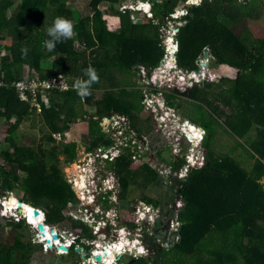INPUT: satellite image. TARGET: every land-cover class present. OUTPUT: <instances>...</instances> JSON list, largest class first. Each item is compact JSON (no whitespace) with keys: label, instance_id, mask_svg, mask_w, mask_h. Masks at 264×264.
Wrapping results in <instances>:
<instances>
[{"label":"trees","instance_id":"16d2710c","mask_svg":"<svg viewBox=\"0 0 264 264\" xmlns=\"http://www.w3.org/2000/svg\"><path fill=\"white\" fill-rule=\"evenodd\" d=\"M159 1L150 0L153 20L146 24H136L131 22L127 13L123 14L115 7L118 0H92L91 12L74 25L76 37L63 40L56 44L54 50L48 51L44 46V42L50 39L47 29L53 25L56 17L71 19V11L65 0H0V41L12 39L7 48L8 53L0 55V81L4 83L0 86V109L4 111L7 123L15 119V124L11 126L16 128L30 111L29 105L19 100L12 86L15 81L23 79L24 69L35 70L41 79L53 78L62 73L72 77L74 83L76 78L87 79L84 69L92 66L97 71L99 81L92 84L90 95L81 97L74 89L67 92L52 90L49 92V106L39 98L42 114L50 131L46 139L56 143L52 134L70 129V124L77 118L75 105L78 102L95 106L97 115L115 111L128 116L132 127L139 134L150 131L151 118L140 117L143 109L140 91L124 87L123 78L139 73V69L130 67L143 65L144 68L153 70L159 66L165 55V47L159 38L160 27L154 21L162 16L172 20L175 10L188 0H161V4ZM256 1L250 0L248 7V4L243 6L237 0H202L200 5L191 6L187 14L182 16L184 23L177 33L179 50L176 58L178 66L183 70H194L199 54L208 47L219 63L228 64L240 71V77L230 90L215 92L213 96L217 101L231 106L232 112L229 114L224 112L218 115V109L211 112L202 105L209 104L208 90H211V85H207L205 89L197 85L185 96L186 101H191L198 107L200 120L194 123H199L197 126L203 127L206 132L203 145L207 152H215L213 144L220 129L238 140L246 139L253 129L257 132L256 138L248 137L245 142H239L247 159H241L242 155L234 157L230 153L210 156L203 168L193 171L192 182H186L180 189L179 194L186 198L187 203L179 215L180 240L172 250L181 256H189L188 258L194 257L214 229L221 233L222 247L230 230L236 232L243 242V232L249 231L248 251L264 253V243L256 240V233L264 240V230L259 226V220L264 217V208L257 209L258 202H264V188L260 183L264 178V38H252L248 32H243L246 28L244 16L247 13L255 14ZM102 2L110 3L109 14L121 19L118 31L108 28L104 13L99 8ZM16 3L19 4L16 6ZM24 29L28 32L25 39L22 37ZM34 30L38 33L33 34ZM75 41L82 45L83 50L75 46ZM39 45L40 48L37 49ZM22 49H27L26 56L22 55ZM52 57L55 60L47 62ZM119 71L121 75L118 74ZM120 81L122 82L116 84ZM116 86L118 88L113 89ZM102 87L106 91L99 98L97 91ZM35 109L31 111L34 112ZM95 123L91 120L90 134L99 135L102 141L109 143L102 132L95 130ZM10 141L15 153L6 152L4 158L10 163L11 171L0 166V178L7 181L9 189H14L10 178L22 171L25 175L23 189L29 201L37 204L45 198H54L58 201L55 212L59 215L68 202L74 200L75 193L56 166L58 148L54 147L49 153L43 150L38 152ZM236 149L231 152L234 153ZM64 154L69 156L68 160H72L76 154V143L66 145ZM48 158L55 161H47ZM122 158L124 156L119 159ZM119 161L117 164L122 174V189L126 190L129 183L144 176L152 184L156 195L144 197L143 200L161 209V214L164 215L171 203L177 200L175 191L169 192V189H173L172 186L166 189L155 168L142 164L139 170H131L128 164L123 166ZM246 161L251 163L247 164ZM169 163L177 170L184 162L171 160ZM169 196L173 199L163 203L162 199ZM82 228L88 233L87 226L82 225ZM151 247L157 248L153 243ZM14 248L21 250L27 260L34 249L30 242L21 241L20 238L16 239ZM163 249L169 251L167 247ZM164 250L160 252L161 256L166 253ZM13 251L0 244V264H22ZM217 251L224 255V251L220 252L218 248L208 253L215 254ZM194 259L196 260L195 257ZM132 264L149 262L141 258ZM204 264H212V260L208 259Z\"/></svg>","mask_w":264,"mask_h":264},{"label":"rangeland","instance_id":"374dc122","mask_svg":"<svg viewBox=\"0 0 264 264\" xmlns=\"http://www.w3.org/2000/svg\"><path fill=\"white\" fill-rule=\"evenodd\" d=\"M237 1L242 3L243 6L248 4V7H250V0ZM91 2L92 0H65L67 8L71 11L70 20L73 26L91 12ZM187 2L189 4H181L175 10L172 20L166 16H162L161 19L154 21V24L160 27L159 38L165 47V55L159 66L151 71L146 68L144 71L139 69V73L126 75L125 78L127 80L123 78L124 87L140 91L141 103L143 105L140 117L143 119L151 118L150 123L152 128L147 133L139 134L130 129L132 125L130 126L131 123H129L127 116L124 114L111 111L106 114L97 115L95 113V106L78 102L75 105L77 118L70 124V129L66 132L52 134V137L56 141L55 143L46 139L50 131L45 123L42 110L39 109L40 105L38 104V106L35 101H29L30 111L16 128H12L11 126L15 124V119L7 123L3 115L4 111L0 109V166L6 167L8 172L11 171L10 163L4 158V153L6 152L10 154L15 153V148L12 146L10 140H13L17 145L24 148H32L33 150H38V152L39 150H43L49 153L54 147H57L58 160L56 161V166L75 193L74 200H70L58 215L55 212V206H57L58 201L54 200V198H45L38 201L37 204L29 201L23 189V177L25 175L22 171H19L10 178L14 189H9L7 181L0 178V200L9 201L10 195H14L19 201L26 202L30 207L34 208L33 206H36L40 210L43 221L47 222L46 217L48 218L49 221L46 226H48L49 230L56 229L58 233L65 236L63 244L60 241L61 245L68 244L72 236L78 237L80 241L82 240V245L89 246V255L91 257L81 256V252L76 251L77 248H80L76 243L75 248L71 252L69 249L62 250L60 246L56 247L58 244L51 247L52 245L49 246V243L44 241L41 236L42 234L40 235L36 228H34V225L28 221L24 219L25 222L22 220L16 221L11 215L10 217H2L4 223H0V244L12 248L14 250L13 253L16 257L20 258L22 264H92L89 261L92 259L94 249H97L102 243H104L102 245H107L108 247L111 245L115 246V242L120 238L122 231H127V234L131 233L134 236L137 235L135 238L140 240L141 247L145 249L146 254L139 256L128 251L130 253L126 252L117 264H132V262H136L141 258L146 259L149 264H192L190 258H188L189 256H181L174 250L166 252L163 249L164 247L168 249V244L172 247V242H167V239H176V236L172 237L169 234L167 237H162L161 239L156 237L159 234L156 220L162 219L163 230H168L167 225L175 218V212L177 211L175 203L182 200L179 191L190 177L183 179L181 176L184 173L189 172L190 174L193 171L191 169L188 170L187 157L194 164L197 163V169L203 168L208 163L210 156L218 157L224 153H230L238 158L242 155L241 159H247L244 149L239 147V142H245L248 137L256 138L257 132L256 129H253L246 139L238 140L220 129L213 144L215 148V152L213 153L207 152L203 145L204 140L199 141L197 146H194L193 143H189L187 140L186 134L183 132V129L186 128V123H194L200 120V113L197 111L198 107L191 101H186L185 97L195 87L194 82H197L195 76L198 72L196 70L199 69L198 74L202 76L197 79L201 80L198 83L199 88L205 89L208 78L212 81L210 83L212 88L208 90L210 93L208 96L209 104L205 103L202 105L205 106L207 111L215 112L218 109L220 111L218 115H222L224 112L229 114L232 112V108L213 98L214 93L230 90L233 83L240 77V71L237 68L219 63L208 47H205L196 59L195 70H183L178 66L176 58L179 50L177 33L179 27L184 23L182 16L187 14L191 6L200 5L202 0H188ZM147 3L152 8L150 0H118L114 5L123 14L127 13L132 23L146 24L148 21L153 20L151 19L152 10L148 14H145L143 11V9H147ZM159 3L161 4V0ZM18 4L16 3V6ZM109 6L110 3L102 2L99 8L104 13V19L107 22L108 28L115 32L121 27V19L109 14ZM254 8L255 14L250 15L247 13L244 16L246 28L243 29V32L245 34L248 32L252 38L261 39L264 38V0H257L254 3ZM37 33V30L33 31V34ZM27 34V30L24 29L23 39L27 37ZM76 35L75 33L71 39L75 38ZM11 43V38L0 41L1 56L8 53L7 48ZM75 46L83 50L82 45L78 41H75ZM38 48H40V45ZM170 50L174 51V53H170ZM89 53L90 50H88L87 54ZM170 59H173V67L166 72L165 67L168 65ZM53 60H55L54 57L50 58L47 62L51 63ZM130 68L135 69L136 67ZM140 68L142 67L140 66ZM118 74L121 75L120 71ZM157 74L161 79V83L154 82L151 84L149 79L154 76V80ZM22 75L24 80H30L39 76L38 72L35 70L28 71L27 68L23 70ZM67 79L72 82V77L68 76ZM169 80L172 82H168ZM109 85H112V83ZM116 88L118 87H113V89ZM105 89V87H102L97 91L99 98L106 91ZM49 100L50 97L47 93L43 98L46 106H49ZM173 104L174 106H172ZM35 106V111H31ZM104 116L110 117V119H102ZM91 120L96 122L94 126L95 130L102 132L105 138L109 140V143L102 141L99 135L93 136L90 134ZM223 122L224 120H222ZM194 124L196 126L199 125V123ZM128 129H130V136L126 132ZM202 130L205 138L206 132L204 129ZM55 136L60 138V140H56ZM130 137H133L135 142L132 143L134 145L127 146L125 143ZM71 143H76V154L72 160H68L69 156L64 154V151L65 146ZM234 148L237 149L232 153L231 150H234ZM116 149L118 151L115 152ZM104 155L107 158L113 159V161L104 159ZM121 156H124V158L119 159ZM202 156L206 158L205 161H202V163L205 162L204 166L200 165ZM194 159H196V162ZM118 160H120L119 163L123 166L124 164H128V168L131 170L138 169L142 164L155 168L166 189H168V186H172L173 189H169V192L172 193L174 190L177 200L175 203H171L164 215L161 214V209L152 204H147L143 200L144 197H155L156 195L152 184L150 181H146L144 176L138 177L136 182L129 183L126 190L122 189L120 179L122 174L119 171ZM171 160L176 162L183 161L184 163L177 170H173L169 163ZM47 161L54 162L55 159L48 158ZM246 163L249 164L251 161H246ZM82 175L84 176V181H87H85V189H81L77 185V181ZM85 193L93 199V205L87 204V201L82 199ZM113 198L114 201H111ZM170 199L173 198L171 196L169 198L164 197L162 202L167 203L171 201ZM109 202L112 204H109ZM153 217L156 218L155 221H153ZM20 218L24 217L20 215ZM166 222H168L167 225ZM74 224L77 226L75 227ZM82 225L87 226L88 233L83 231ZM101 225L103 226V230H96ZM126 228L132 231H128L129 229L124 230ZM97 231L98 234H96ZM173 233L176 232L172 231L171 234ZM101 236L104 237L100 240ZM17 238L32 244L34 249L30 259H25L22 251H17L14 248ZM151 243L155 244L157 248L153 249ZM163 250L166 253L161 256L160 252Z\"/></svg>","mask_w":264,"mask_h":264},{"label":"bare ground","instance_id":"6f19581e","mask_svg":"<svg viewBox=\"0 0 264 264\" xmlns=\"http://www.w3.org/2000/svg\"><path fill=\"white\" fill-rule=\"evenodd\" d=\"M187 4H189V3H187ZM171 50H172V48H171ZM171 50H170V53L172 52V54H173L174 51H171ZM166 62H168V61H166ZM172 65H173V59H170L168 65H166V67H165L166 72H168L169 70L172 69V67H173ZM195 77L197 79H199L202 76H200L197 72V75ZM197 79H196V81H198ZM160 80L161 79H160L159 75L157 74L154 80L152 78L150 79V82L161 83ZM104 119H110V117H105ZM162 121H163V119H162ZM183 132H184V134H186L187 139H189V141L194 144V146H197L199 144V141L203 140V138H204L203 130L201 128L197 127L196 125L192 124L191 122L186 123V128L183 129ZM194 161L196 162V159H194ZM85 181H84V176L82 175L78 179L77 185L81 189H85L86 188ZM80 194H81V192H80ZM82 199L84 201H87V204L93 205V199L91 197H89L87 193L83 194ZM0 207H1L0 208L1 217L5 218V217H10V215H11V217L14 218L16 221L17 220L18 221L23 220V219L28 221L29 223L34 225V228H36V230L38 229V231L40 232V235L42 234L41 236L43 237L44 241L48 242L49 246L52 245L51 247L56 246V244H58V246H56V247L60 246V248L62 250H68V248L73 247L76 243L75 241L77 240V238L75 236H72L70 238L71 240L69 239L68 244L67 243L64 244L65 246L61 245L60 241L62 243L63 240L65 239L64 238L65 236H62L60 233H58V231L56 229L49 230L48 226H46L45 224H43L40 221V217L35 216L33 214L34 208L30 207L26 203H23L20 206L19 200L14 195H10L9 201L0 200ZM9 210H12V211H9ZM20 215L23 216L24 218H20ZM99 229L100 228H97L96 230H99ZM96 233H98V231ZM120 235L121 236L118 239V241L115 242V246L111 245L110 247H108L107 245H102V244H104V243H102L99 246L100 248L97 247V249H94V251L92 253V259L89 262L92 264H117L118 261L121 260L122 256H124L125 253L128 251L132 252L135 255L138 254L139 256L146 254L145 249L143 247H141L142 244H141L140 240L135 238V236L127 234V231H122L120 233ZM103 237L104 236H101L100 240L103 239ZM56 239H58V240H56ZM40 241H41V237H40ZM76 251L81 252V249L77 248Z\"/></svg>","mask_w":264,"mask_h":264},{"label":"crops","instance_id":"0c3cea01","mask_svg":"<svg viewBox=\"0 0 264 264\" xmlns=\"http://www.w3.org/2000/svg\"><path fill=\"white\" fill-rule=\"evenodd\" d=\"M197 85L198 84H194V86H197ZM260 183L264 188V178L260 181ZM186 203H187V200L185 202V207H186ZM263 208H264V202L259 201L257 204V209L260 210ZM259 221H260L259 222L260 228L264 230V217L261 218ZM256 234L258 236L256 240L259 243H264V240H261L260 238L261 235L258 233ZM243 235L245 236L244 242L243 240L239 239L238 234L236 232H234L233 230H230L226 234L225 245L224 247H222L223 240H221V233L219 232L218 229L212 230V232L208 235L207 239H205V241L203 242L202 247H200L199 251L194 255L196 260L194 259L193 256L190 257V259L192 258L190 260L191 263L192 264H204V261L211 259L212 264H223V263L224 264H237V261H238V264H264V253L258 254L255 251L249 252L247 249V247L250 246L249 231L243 232ZM167 236L163 235V237H167ZM173 236L180 237L179 232L173 233L172 237ZM167 240H168L167 242L169 243L172 242V247L168 244L169 251H171L173 247L175 246V243L179 241V240L177 241L176 239H172V238L170 239L168 238ZM254 241H255V237H254ZM217 248L220 252L224 251V255H221L220 253H218V251L214 252L215 254L208 253V251L213 252ZM262 251L264 252V246H263Z\"/></svg>","mask_w":264,"mask_h":264},{"label":"built area","instance_id":"2783aa9c","mask_svg":"<svg viewBox=\"0 0 264 264\" xmlns=\"http://www.w3.org/2000/svg\"><path fill=\"white\" fill-rule=\"evenodd\" d=\"M143 11L145 12V14L151 13V5L149 3H147V9H143ZM141 69L144 71V67H142ZM153 78H154V76H152V79ZM3 85H4V83L0 81V86H3ZM72 85H73V83L68 81L67 76H65L62 73H59L55 77L49 78V79H41L39 76H37L36 78H32L30 80L29 79H27V80H24V79L18 80V81H15L12 84V86L15 88V91H16V94H17L19 100L22 103L28 104L30 100H33V101H35L37 103V105L38 104L40 105L39 109H41V110H42V104L39 101V98L43 102V98L46 96L47 93L49 95L50 91L59 90L60 92H67L68 90L73 89ZM34 108H36V106ZM98 121H101V120H98ZM56 140H60V138L56 137ZM187 140L189 141V139H187ZM189 143H192V142L189 141ZM116 151H118V150H115V152ZM116 157H118V156H116ZM103 158L107 159V160L110 159V161H113V159H111L109 157L107 158L106 155H104ZM187 159L186 160H187V163L189 165V169L188 170H190V169L193 170V171L197 170V168H196L197 163L194 164V162L192 160L190 161L189 160L190 158H188V157H187ZM205 160H206L205 156H202V159L200 161V165L204 166L205 162L202 163V161H205ZM193 171H191L190 174H189V172L184 173L181 177L183 179H187L188 177H191ZM111 201H114V198ZM109 204H112V203L109 202ZM184 207H185V203L183 202V200H179L176 203L177 211L175 212V218L169 222V228H170L171 232L172 231L176 232V233L179 232L180 227H181V222H180V220H178L179 219V214H180L179 210H182ZM140 214H143V213H140ZM152 219H153V221L156 220V218H154V217ZM125 230H128V228H126ZM128 231L131 232L132 230L129 229ZM135 236H137V235H135ZM176 240L177 241L180 240V237L177 236Z\"/></svg>","mask_w":264,"mask_h":264},{"label":"clouds","instance_id":"9594fccd","mask_svg":"<svg viewBox=\"0 0 264 264\" xmlns=\"http://www.w3.org/2000/svg\"><path fill=\"white\" fill-rule=\"evenodd\" d=\"M74 34V26L71 20H68L64 17H56L53 22V25L47 29V35L50 37V39L44 42V46L47 48L48 51H52L55 49L57 43L62 42L63 40L71 39ZM21 51L23 56L27 55V49H22ZM84 75L87 77V79L76 78L72 85L73 89L81 97H86L90 95L92 84L97 83L99 81L97 71L92 66H89L88 68L84 69ZM198 81L194 83L198 84ZM168 82L172 81L169 80ZM99 227L103 230L102 225Z\"/></svg>","mask_w":264,"mask_h":264},{"label":"flooded vegetation","instance_id":"af4514ba","mask_svg":"<svg viewBox=\"0 0 264 264\" xmlns=\"http://www.w3.org/2000/svg\"><path fill=\"white\" fill-rule=\"evenodd\" d=\"M140 66L141 67H144L143 65H136L135 67V69H141L140 68ZM145 69V68H144ZM195 70V69H194ZM151 71V70H150ZM196 71H198L199 72V69L198 70H196ZM151 79V78H150ZM150 79H149V81H150ZM200 81L201 80H199L198 82L200 83ZM206 86L207 85H211L210 83H212V81H210V79L208 78V80H206ZM152 84V83H151ZM198 86H199V84H198ZM205 86V87H206ZM115 112V111H114ZM117 113H119V112H117ZM119 114H121V113H119ZM106 116H104V117H102V119H104ZM101 119V120H102ZM127 119H128V121H129V123H130V120H129V118H128V116H127ZM130 126H131V124H130ZM130 129H132L135 133H137L136 132V130L131 126L130 127ZM130 129H128L126 132H127V135L129 134V136H130ZM107 135V134H106ZM104 139H105V136H104ZM135 142V139L133 138V137H130L127 141H126V145L127 146H132V145H134V144H132V143H134ZM167 223L168 222H166V225H167ZM168 227H169V223H168V225H167ZM100 230V229H99ZM37 231H38V229H37ZM38 233H40L39 231H38ZM96 234H98V233H96ZM131 235V234H130ZM132 236H134V235H132ZM136 237V236H135ZM77 238V240H76V244L77 245H79L80 246V248L79 249H81V256H83V257H87V258H89L90 257V255H89V246H87V245H82V240L80 241V240H78V237H76ZM76 244L73 246V247H71V248H68L69 250H70V252L71 251H73V249L75 248V246H76ZM92 251V250H91ZM128 253H130V252H128ZM133 254V253H132ZM135 255V254H134Z\"/></svg>","mask_w":264,"mask_h":264},{"label":"water","instance_id":"95a60500","mask_svg":"<svg viewBox=\"0 0 264 264\" xmlns=\"http://www.w3.org/2000/svg\"><path fill=\"white\" fill-rule=\"evenodd\" d=\"M192 182V178L190 177L188 180H187V183L189 184V183H191ZM182 200H183V202L185 203L186 202V198H182ZM23 204V202L22 201H19V205L21 206ZM1 208V207H0ZM183 210V209H182ZM182 210H179V213H181L182 212ZM33 214L35 215V216H38V217H41V214H40V210L38 209V208H35L34 207V209H33ZM46 220H47V222L49 221L48 220V218L46 217ZM23 222H24V220H23ZM41 222L43 223V224H45V225H47V222L46 221H43V219H42V217H41ZM156 222H157V225H158V228H157V231H158V235L156 236L157 238H159V239H161L162 237H163V235H165V236H167V235H172L171 234V230H170V228L168 227L167 229L168 230H166V231H164L163 230V220L162 219H157L156 220ZM0 223L1 224H3L4 223V219L1 217V213H0ZM25 224V223H24ZM170 239V238H169ZM72 254H74V252H72Z\"/></svg>","mask_w":264,"mask_h":264}]
</instances>
